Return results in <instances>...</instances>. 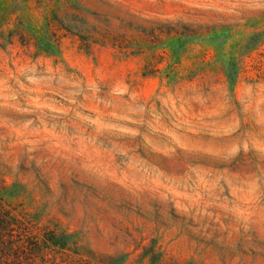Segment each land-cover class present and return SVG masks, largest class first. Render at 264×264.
Returning <instances> with one entry per match:
<instances>
[{"label": "rangeland", "instance_id": "1", "mask_svg": "<svg viewBox=\"0 0 264 264\" xmlns=\"http://www.w3.org/2000/svg\"><path fill=\"white\" fill-rule=\"evenodd\" d=\"M1 239L35 264H264V0H0Z\"/></svg>", "mask_w": 264, "mask_h": 264}, {"label": "trees", "instance_id": "2", "mask_svg": "<svg viewBox=\"0 0 264 264\" xmlns=\"http://www.w3.org/2000/svg\"><path fill=\"white\" fill-rule=\"evenodd\" d=\"M190 41H191V39L189 37H181L177 40V42L180 45L182 43L181 47L185 46ZM237 66H238V64L231 61V60L221 63L222 72L224 73L227 80L231 83L232 86L236 85L238 78H239V69ZM0 243H1V246L2 245L4 246L5 245L4 239L3 240L1 239ZM7 243L5 245L6 247H8V245H9V246H11V248H13V246L15 245L14 243H12V244H7ZM15 246H17V245H15ZM17 249H19L18 246H17ZM41 256L42 255H37V256L32 257L30 255L29 256L26 255L25 257H20V254L16 252L14 259H10L4 255V257L7 259V261H6L5 259L0 257V264H7V262H9L10 264H30V263L35 264V263H37L38 258H41ZM33 258H35V259H33Z\"/></svg>", "mask_w": 264, "mask_h": 264}]
</instances>
